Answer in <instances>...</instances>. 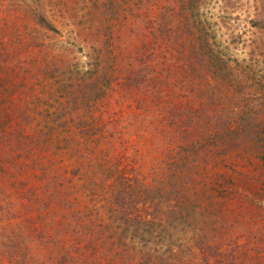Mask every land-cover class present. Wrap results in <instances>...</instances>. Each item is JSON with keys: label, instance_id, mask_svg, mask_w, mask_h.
Wrapping results in <instances>:
<instances>
[{"label": "rangeland", "instance_id": "rangeland-1", "mask_svg": "<svg viewBox=\"0 0 264 264\" xmlns=\"http://www.w3.org/2000/svg\"><path fill=\"white\" fill-rule=\"evenodd\" d=\"M263 151L264 0H0V264L120 253L151 211L153 257L226 264L214 206L264 264Z\"/></svg>", "mask_w": 264, "mask_h": 264}, {"label": "trees", "instance_id": "trees-1", "mask_svg": "<svg viewBox=\"0 0 264 264\" xmlns=\"http://www.w3.org/2000/svg\"><path fill=\"white\" fill-rule=\"evenodd\" d=\"M140 70L141 71L138 74L139 78L136 81V86L140 87V85L145 86V85L152 84L149 81L152 78L151 75L154 74V72L151 71L152 68L150 70L149 68L147 67L145 68L144 66ZM152 85H153L152 88L155 89V91L158 94H162L161 93L162 88L160 84L157 85L159 88L155 86V84H152ZM4 117H8V115L5 114ZM9 120L7 119V121ZM244 127L245 125H240L238 128L244 129ZM230 140L231 141L228 143L230 146V149H234L238 146L240 147L244 145L242 144L243 143L242 140H241L242 141L241 143L240 141H237L234 138H231ZM234 142H236L237 145ZM210 161H212V159L205 158V159H202L201 162L208 163ZM184 176L185 174L180 179L184 178ZM178 184H179V181H178ZM184 197L187 199H190V196L188 194L185 195ZM206 204L209 205L210 202ZM187 205L190 207L193 205V203L188 202ZM197 210H198L197 213L201 214L203 224L205 225L202 231L206 233L204 236V242H205L204 244L206 245V249H207L206 257L218 258L216 255L217 254L216 252L218 251V253L222 252L223 254L226 253L228 255L226 258V261H227L226 264H239L240 262L242 263V256L246 255V253L244 252V249L242 246L243 244L240 241V237H238L237 235V231H238L237 227L241 224V220H238L237 223L230 222L228 215L224 213L223 209L222 208L219 209L218 207H215V206L211 210L204 209L203 207H199L197 208ZM134 216L135 217H131V219H128L127 227L133 228L132 226H134V229L136 230L138 225L143 224L145 226L149 225L148 226L149 228H145L143 231H141L138 234L136 239L135 237H130L128 243L125 241L124 237L117 236L116 242L122 243L121 247L123 246L120 253H113L111 255L103 254L96 249L97 246L92 245V244H87L89 245V247L87 250H85V252L83 251L82 262H80V264H103L106 256H108L107 262L112 263L115 258V254H117L118 257L120 256V259L118 258V260H120L119 264H126V263L128 264H133V263L135 264H163L164 259L162 257L155 258L152 256L153 255L152 253L144 249V247H147V243L149 242L147 239L152 235L150 231V226H152L151 223L159 222L156 219V217H160V216L154 214L153 211H151L146 217L143 215L141 217L140 215L139 216L134 215ZM231 224H234V226H232ZM201 228H202V222H201V227H199L198 231L196 232L197 234H199V231ZM181 243L183 242L181 241L180 245ZM129 249L132 254L127 253ZM139 251L141 252V254L138 253ZM210 252L213 254L211 255ZM191 253L194 255V257L202 256L203 259H206L202 248H199V250L197 249L196 251H191ZM178 255H179V252L176 253L174 251L172 253V256H178ZM110 257H111V260H110ZM172 264H187V262L183 259V260H177L173 262Z\"/></svg>", "mask_w": 264, "mask_h": 264}]
</instances>
